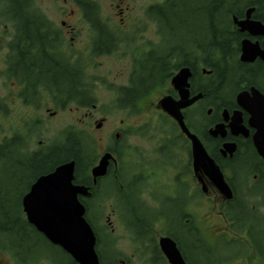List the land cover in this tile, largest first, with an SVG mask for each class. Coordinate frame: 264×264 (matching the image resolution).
<instances>
[{
    "label": "flooded vegetation",
    "instance_id": "flooded-vegetation-1",
    "mask_svg": "<svg viewBox=\"0 0 264 264\" xmlns=\"http://www.w3.org/2000/svg\"><path fill=\"white\" fill-rule=\"evenodd\" d=\"M48 1L54 8L43 12L35 0H0V164L14 161L28 174L16 213L30 228L26 251L15 244L0 248V264H78L38 233L22 208L32 185L61 165L64 134L86 150L85 159L72 161V184L86 189L77 199L94 236L104 232L95 237L99 264H175L165 240L183 264H189L184 244L195 251L217 241L232 252L230 264H264V158L258 153L264 151V60L254 55L242 61L244 42L264 51V33L239 27L253 9L249 20L264 29V0H247L244 10L233 0L230 15L217 0H147L140 16L133 15L140 0ZM99 3L118 8L117 21L103 15ZM73 12L92 32V57L129 58L126 84L108 86L112 109H96L82 58L62 47L63 28L76 41ZM184 97L188 105L177 107L183 124L218 166L230 197L213 185L205 164L194 158L190 137L164 109L165 100L177 104ZM70 105L85 113L46 145L40 140L45 121ZM139 118L146 121L136 125ZM98 141L103 146L96 154ZM212 195L215 213L207 205ZM215 217L221 223L209 225ZM115 222L132 247L124 260L116 259Z\"/></svg>",
    "mask_w": 264,
    "mask_h": 264
},
{
    "label": "rangeland",
    "instance_id": "rangeland-1",
    "mask_svg": "<svg viewBox=\"0 0 264 264\" xmlns=\"http://www.w3.org/2000/svg\"><path fill=\"white\" fill-rule=\"evenodd\" d=\"M38 6L45 11L46 7L54 8L53 5L48 0H35ZM167 0H158L155 2V4H163ZM148 3L147 0H140L138 3L136 11L133 13V15L140 16L139 12V6H145ZM100 9L103 15H109L112 19L117 21V17L113 15V13L118 14V8L115 10H111L110 5L108 3H99ZM128 4L131 7H133V3H125ZM129 8L127 5L122 6V8ZM74 8V7H73ZM50 14V12H45V14ZM73 16L70 20V26L74 28V31L76 33L75 39L73 41L70 40L71 35L68 33V30L66 28L62 29V35L64 37L63 48L68 49L67 51L73 49L77 52V57H81L80 60L81 64L84 66V69L86 70L85 73V83H87L91 88V93L93 98L97 100L96 103V109H100L102 107L103 110L108 109L110 106V109H112V100L114 99V90L109 89L108 86L111 84H114L115 86L122 85L124 86L126 84L125 75L130 72V68L128 65L129 58L127 57L125 60V63H120L117 60H115L114 57H92L91 52L88 49V46L90 47L92 43V37L91 33L86 24L85 20L83 19V16L79 12H73ZM51 17V15H50ZM61 18H57L54 20V23L60 24ZM125 29L128 32H133L132 28L129 25V22H125ZM69 44V45H68ZM87 50V51H86ZM92 57V58H91ZM152 101H155V97L152 98ZM91 110V109H87ZM93 111V110H91ZM85 113L84 109H76L75 106L70 105V108L64 111L60 114V116L54 120H46L45 121V130L43 136L40 137V140H43L46 145H48L50 142L53 141V136L58 134L62 129L64 130V127L67 125H74L77 124L78 121H80L81 117ZM46 119L47 116L45 115ZM43 118V117H42ZM78 120V121H77ZM149 120V119H148ZM141 121H146L145 118H139L138 120L135 119V124L137 125ZM80 128L81 125H78ZM134 137H132L131 140H133ZM103 146V143L95 142V152L96 154L101 151V148ZM1 155H3V151L0 152ZM13 162V163H12ZM8 162L7 160L1 162L0 164V187L2 186L6 190L11 191L10 199L11 201L9 204L11 205V208L17 204L20 200L21 194H23L26 184L25 181L28 179V174L24 172V169L19 167L16 162L12 161ZM216 197L214 195L211 196L210 199H208V207L213 208L214 213L216 212L215 207L216 205ZM106 211H104L105 214ZM208 214L210 212L208 211ZM211 216V215H210ZM210 216H208V219L210 220ZM106 215H104V219L102 218L100 220V224L97 223V225L100 228L102 227V224H104ZM215 223H221L219 219L216 217L213 219L211 224ZM116 237L119 239V241L116 244V250L119 255L116 259L118 260H124L126 258H129L131 255V245L128 244L126 240L122 238V235H124V231L122 227H120L116 222ZM102 232V231H101ZM103 233H100L101 238L103 237ZM209 239L211 237L208 236ZM17 241V242H16ZM15 243L17 245V249H19L21 252L26 251V242L23 240H16ZM193 244L188 242L184 244V254L187 260V263L189 264H230V257H231V251L228 250L223 243H220V241H217L216 244H209L206 248L202 250H191ZM99 250H102L101 247H99ZM106 256V258H109V254L107 251H103ZM113 258V254L110 253L111 260ZM131 264H140L138 261H134Z\"/></svg>",
    "mask_w": 264,
    "mask_h": 264
},
{
    "label": "water",
    "instance_id": "water-1",
    "mask_svg": "<svg viewBox=\"0 0 264 264\" xmlns=\"http://www.w3.org/2000/svg\"><path fill=\"white\" fill-rule=\"evenodd\" d=\"M253 10L248 11L247 19L239 23L241 31L250 34L259 30L264 33L260 23L249 21L248 17ZM242 61H250L254 55H259L264 60V51H257V47L248 42L242 45ZM171 102V105H168ZM189 102L183 101L173 104L170 99L163 102L164 109L178 121L179 125L190 137L195 160L199 164H205L208 178L213 185L230 197V191L226 186L223 176L214 161L205 153L195 137L189 135L186 130L177 107L186 106ZM191 103V102H190ZM165 105L168 108H165ZM171 106V107H169ZM175 110H174V109ZM264 158V151L258 150ZM74 163L68 162L59 165L53 172L40 177L31 187L28 195L22 199L23 213L27 222L37 232L42 234L51 244L62 248L78 264H99L94 251L95 236L84 219V208L79 203L77 196L86 195V189L74 186L73 181ZM94 175H100V169L93 171ZM166 255L174 260L175 264H183L174 245L168 241Z\"/></svg>",
    "mask_w": 264,
    "mask_h": 264
},
{
    "label": "trees",
    "instance_id": "trees-1",
    "mask_svg": "<svg viewBox=\"0 0 264 264\" xmlns=\"http://www.w3.org/2000/svg\"><path fill=\"white\" fill-rule=\"evenodd\" d=\"M217 1L222 6L223 9L229 7L230 9L228 11L232 10L233 0H217ZM246 1L247 0H239V4L241 3L239 9L244 10V8L246 7ZM262 7L264 10V5ZM230 14L231 11L229 12V15ZM78 88H81V81H80V86ZM61 146H62L61 147L62 153L58 158V162H57L58 164L68 163L79 157L83 159H85L86 157L85 156L86 150L84 145L82 149V147L71 135L64 134ZM6 191L7 190L5 188H3L2 186L0 187V243L2 244L0 248H3L4 250L6 249L8 250V248L11 247L12 244L16 245V243H14L16 240H22V241L24 240L27 244L26 238L28 237V232H29L28 230L30 229L24 219L23 214H21V212L16 213L17 208H20V201L18 204H15L13 206L14 211H12L11 205L8 202L10 196L6 195ZM95 236L97 239L100 238V235L97 231H95ZM16 248L18 247L16 246Z\"/></svg>",
    "mask_w": 264,
    "mask_h": 264
}]
</instances>
